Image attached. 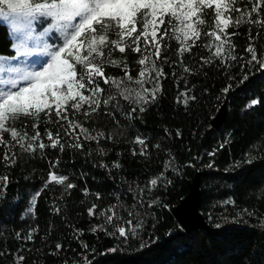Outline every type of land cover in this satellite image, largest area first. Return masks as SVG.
<instances>
[{
    "label": "trees",
    "instance_id": "16d2710c",
    "mask_svg": "<svg viewBox=\"0 0 264 264\" xmlns=\"http://www.w3.org/2000/svg\"><path fill=\"white\" fill-rule=\"evenodd\" d=\"M235 7L243 12L251 4L244 0ZM204 12L201 18L206 23L197 26L200 37L185 43L189 47L183 55L179 54L180 40L172 36L161 42L159 59L152 57L156 67L163 70L154 101L151 94L143 105L130 104L118 96L119 106L115 102L104 105L102 96L100 108L87 118L83 115L87 105L73 117L72 101L67 103L69 119L80 122L93 135L104 133L99 144L84 140L79 129L72 136H65L63 128L55 123L54 111L53 123H46L47 109L40 113L38 127L40 139L49 145L44 149L23 151L11 141L10 133H3V139L11 147L9 156L15 153L16 162L5 166L3 156L8 148L0 145V175L8 176L7 188L0 194V264H65V261L67 264H264V68L255 61L247 64L251 56L245 51L251 45L257 58H264V24L244 22L234 27L232 22L239 13L232 12L230 20L226 16L229 26L224 31L237 60L228 59L222 64L220 58L212 55L214 46L211 51L204 47L216 43L205 35L206 31L214 30V10ZM257 18L256 14L251 17ZM259 19L264 21V7ZM167 20L165 17V27ZM37 29L40 31V26ZM13 43L8 27L0 21V55L13 56ZM143 47L142 38V52ZM111 58L123 60L129 74L133 78L138 76L141 53L126 48L123 54L113 51ZM104 72L106 76H124L122 66L105 64ZM229 85L225 93L223 89ZM129 86L137 90L136 84ZM101 87L107 95L110 86L101 81ZM111 91L116 93L114 87ZM182 93L195 96V100L189 98L185 104ZM254 99L260 102L251 105ZM223 104L225 120L214 129L211 122ZM141 106L143 112L139 111ZM132 107L137 111L130 119L127 113ZM34 122L32 117L20 116L14 125L9 121L6 126H14L31 137ZM61 123L67 126L66 121ZM46 130H51L54 138L60 131L63 151L59 145L50 146ZM78 133L83 148L71 146L76 143L74 136ZM136 137L145 140V155H140L142 146L135 143ZM28 142L26 139L25 144ZM157 144L159 148L155 147ZM99 148L104 149L103 154ZM214 150L215 154L209 155ZM57 160L56 167H51ZM115 163L120 167H113ZM50 172L67 180L64 184L50 181ZM162 172L172 183L165 186L158 179L156 188L149 192V181ZM197 173L200 211L209 229L186 233L170 210L187 197ZM68 183L74 187L66 188ZM141 188L145 189L142 194ZM37 192L40 195L33 218H24ZM96 193L100 194L99 199ZM154 199L157 202L148 207ZM93 204L97 207L90 216L88 209ZM114 205L117 215L122 217L120 225L126 228L128 211L139 213L131 217L134 224L137 220L143 223L137 236L125 241L99 229L92 231L94 226L104 223V217L98 215L100 211ZM108 230L112 228L109 226ZM29 234L31 240L26 239ZM57 243L62 246L59 250ZM21 255L24 260L18 262Z\"/></svg>",
    "mask_w": 264,
    "mask_h": 264
},
{
    "label": "snow or ice",
    "instance_id": "6c2138e0",
    "mask_svg": "<svg viewBox=\"0 0 264 264\" xmlns=\"http://www.w3.org/2000/svg\"><path fill=\"white\" fill-rule=\"evenodd\" d=\"M237 2H244V0H0V19L6 20L10 25V35L15 41L12 45L15 52L13 56L0 55V145L8 148L3 156L5 166L9 167L16 162L15 153L9 156L11 147L9 142L3 139L5 132L10 133L11 141L26 152L35 151L36 147L42 150L49 146L40 139L41 134L38 131L40 113L45 112V109H47L45 112L46 123H53L52 113L54 111L55 123L63 128L65 136H72L79 129V133L84 134V140L96 141L99 144V138L104 137L103 132H96L93 135L80 122L69 119L66 106L69 100L72 101L73 117L80 112L84 105L88 106V110L83 113L85 118L100 108L102 96L104 105L115 102V105L119 106L118 96L123 97L130 104L143 105L148 103L147 95L151 94L154 101L156 92L160 88L159 79L163 75V70L156 67V61L152 57L155 56L159 59L161 42L165 37L172 38V36L180 40L182 46L179 54L183 55L186 47L189 46L185 45L184 39H181L176 33L183 32L185 39L192 37L199 39L200 31L197 26L206 23L205 19L201 18L205 15V9L214 10L212 16L214 30L206 31L205 35L212 37L216 43H209L204 47L211 51L214 46L215 52L212 55L220 58L222 64L228 59L237 60L236 55H233L227 33L224 31L229 26L225 17L227 16L230 20L232 12L239 13L235 21L232 22L234 27H238L240 23L244 22L264 24V21L259 19L260 9L264 7V0H247L251 4V8H246L243 12L240 8L235 7ZM253 14L257 15L256 20L251 19ZM245 16L248 17V20L244 19ZM165 17H168V27H165ZM222 25L223 27H221ZM38 26H40V32L37 36ZM162 28L163 32L160 34ZM169 28H171V36ZM110 34L113 38H110ZM158 34H160L159 39H157ZM235 34L233 33V35ZM142 38L143 52L141 49ZM225 44L229 45L228 48L224 47ZM126 48L142 55V58L138 60V64L142 67L136 78L129 74L128 66L123 60L111 58L113 51L118 50L123 54ZM245 51L251 56L247 60V64L250 65L255 61L261 68H264V58H257L254 47L249 45ZM32 57L35 59L29 63V58ZM207 62L205 60V63ZM105 64L122 66L124 76L121 78L106 76ZM241 66L243 67V65ZM153 73H155L154 79L151 78ZM244 79H247V76ZM101 81L110 86L107 95H104L105 89L101 87ZM130 83L138 85L140 90L137 91L130 87ZM145 83H151L152 87L146 89ZM113 87L116 89L115 94L111 91ZM230 87V85L225 87L223 91L227 93ZM85 92L88 94L85 95ZM182 95L186 97L185 104L189 98L195 100V96L187 97V93H182ZM259 102L254 99L251 101V105H256ZM144 110L143 106L139 108L140 112ZM136 111L137 108L132 107L127 113L128 117L133 118L132 114ZM20 116L32 117L35 121L32 125L34 134L31 137L27 132L21 134L14 126H6L9 121L14 125ZM62 121H66L67 126L61 123ZM79 133L74 136L76 143L71 145L74 148H83V144L79 143ZM45 135L51 142L52 148L59 145L60 150L63 151L64 145L60 144L59 130L55 138L51 130H46ZM26 139L29 141L27 144H25ZM36 141H40L38 145L35 143ZM135 143L142 146L140 155H145L147 151L145 140L136 137ZM155 147L159 148L160 146L157 144ZM220 147H223V144ZM98 151L101 154L104 153L103 148H99ZM135 154L134 150L133 155ZM214 154L215 150L209 153V155ZM58 163L57 160L51 164V167L55 168ZM101 166L107 167V165ZM188 166L193 165L189 164ZM113 167L119 168L120 165L115 163ZM168 168L169 162L166 161L165 171ZM172 170L176 171L175 168ZM49 179L64 184L67 177H58L50 172ZM158 179H162L165 186L172 183L162 172L159 177L149 181V192L156 188ZM7 183L8 176L0 175V194L6 190ZM47 186L48 182L46 181L44 187ZM72 187L74 185L71 183L66 185V188ZM139 191L142 194L145 189L141 188ZM84 194H88L87 190ZM39 195L40 192L34 195L31 202L33 205ZM95 195L97 199L100 198L99 193ZM156 202L157 200H152L148 207H152ZM96 207L93 204L88 209L90 216L94 214ZM115 207L114 205L100 211L98 215L104 217V223L94 226L92 231L95 232L99 229L106 235L117 236L125 241L130 236H137L143 223L141 220H137L134 224L131 217L139 216V213L128 211L127 215L130 218L124 221L126 228L120 225L122 217L117 215ZM56 211L59 212V209L57 208ZM251 214L249 213V215ZM109 226L112 231L108 230ZM216 226L220 227L219 224ZM26 239L31 240L32 235L29 234ZM61 247L59 243L56 244L57 250ZM83 247L87 248V245H83ZM115 250L110 249V251ZM85 259L87 258L85 257ZM23 260L22 255L18 257V262Z\"/></svg>",
    "mask_w": 264,
    "mask_h": 264
},
{
    "label": "water",
    "instance_id": "95a60500",
    "mask_svg": "<svg viewBox=\"0 0 264 264\" xmlns=\"http://www.w3.org/2000/svg\"><path fill=\"white\" fill-rule=\"evenodd\" d=\"M226 115V105L218 111L211 122L214 129H218L224 122ZM190 191L179 205L170 210L179 227L186 233L195 229H209L204 216L200 211L201 193H200V174L197 173L189 185Z\"/></svg>",
    "mask_w": 264,
    "mask_h": 264
},
{
    "label": "rangeland",
    "instance_id": "374dc122",
    "mask_svg": "<svg viewBox=\"0 0 264 264\" xmlns=\"http://www.w3.org/2000/svg\"><path fill=\"white\" fill-rule=\"evenodd\" d=\"M225 20H226V22H228L229 23V20H228V18L227 17H225ZM0 21L2 22V23H4L7 27H8V29H9V31H10V25L7 23V21L6 20H4V19H0ZM221 27H223V25L221 26ZM38 28V27H37ZM185 30H186V28H185ZM225 30V29H224ZM39 30L37 29V32H36V35L38 36L39 35ZM176 35H178V36H180L181 37V39H184V42L186 43L187 41H189V40H191V39H195V37H192L191 39H185L184 38V33L183 32H177L176 33ZM11 36V38L13 39V37H12V35H10ZM157 39H158V37H157ZM13 41H14V39H13ZM15 42V41H14ZM30 46H32L31 45V43H30ZM146 54V53H145ZM155 57V56H154ZM35 59V57H32V58H29V63H31L32 62V60H34ZM46 59V58H45ZM146 63H148V62H146ZM140 67H142L141 65H140ZM151 78H153V77H151ZM146 79H149V77H146ZM150 86H151V83H145V85H144V87L146 88V89H149L150 88ZM140 89H139V86L137 85V91H139ZM69 102H71V100H69L67 103H69ZM53 108H54V105H53ZM59 177V176H58ZM35 195V194H34ZM34 195L32 196V198H31V202H32V200H33V197H34ZM37 198V197H36ZM35 203H36V200H35ZM34 207H35V204L33 205L32 203H31V206H30V208H31V211H29V209L27 210V212H26V214L24 215V218H33V216H34Z\"/></svg>",
    "mask_w": 264,
    "mask_h": 264
}]
</instances>
